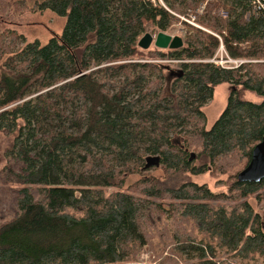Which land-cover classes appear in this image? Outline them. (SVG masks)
Instances as JSON below:
<instances>
[{"label": "trees", "instance_id": "obj_1", "mask_svg": "<svg viewBox=\"0 0 264 264\" xmlns=\"http://www.w3.org/2000/svg\"><path fill=\"white\" fill-rule=\"evenodd\" d=\"M203 1L163 0L169 13L144 0H0V19L11 7L64 20L44 45L0 34L3 179L15 202L0 264H135L144 247L155 264H264L247 202L264 205V179H235L264 136V0H209L192 12L203 30L181 23L180 48L137 47ZM219 44L248 62H205ZM170 60L182 74L167 81ZM221 84L226 104L206 128L202 107ZM146 157L158 167L143 168ZM205 174L224 177L225 191L192 181Z\"/></svg>", "mask_w": 264, "mask_h": 264}, {"label": "rangeland", "instance_id": "obj_2", "mask_svg": "<svg viewBox=\"0 0 264 264\" xmlns=\"http://www.w3.org/2000/svg\"><path fill=\"white\" fill-rule=\"evenodd\" d=\"M7 1L10 5L15 2H20V3L22 2L30 6L33 2H40L41 0H7ZM150 1L156 2V0H150ZM207 1L209 0H204L203 2H200V3H203L205 7V3ZM199 4L193 10H189V9H186V11L184 10L185 14H181V15L174 14V17L178 21L176 23H173L170 26V28L164 33L170 36H178L182 38L183 36L187 34V29L184 26H182L181 23H184L185 25L195 28L185 23L184 19H188L190 18V16H193L192 12L195 10V13H196V10ZM162 5L165 6V4L163 3ZM158 6L160 5L158 4ZM203 10H202V13H203ZM202 13L197 14V15H202ZM194 21L197 27L198 26L201 27V25L196 21L195 17H194ZM63 23H64L63 18L57 17L49 11H44L41 13L23 12V13L17 14L13 12L11 7H9L8 11L0 19V34L3 31H14L16 34L21 35L24 38V41L21 47H23L24 44L30 43L32 41H38L39 44L44 45L53 35L58 36L60 34ZM199 30H203V29H199ZM212 35L216 36L214 34ZM134 60L138 61V59H134ZM241 60L247 61L244 59H241ZM140 62H149V61L140 60ZM160 62H163V63L165 62V64H167L168 67L171 69H176L175 65L178 64V61H171V62L160 61ZM228 93H229L228 85L221 84L219 86H216L214 88L212 98L202 107V112L205 116V127L206 128L211 127V125L214 123V121L217 119L219 114L224 109ZM243 98L246 101H249L252 103H259L261 101V98L259 96L251 92H244ZM9 144H10V138L0 136V224L8 221L10 217L13 215V212L15 210L14 190H13L14 186L8 185L9 182H6V180L3 179L4 178L3 171H5L4 166L6 167L7 164H10V163L7 162L2 157V154L4 150L7 149ZM150 173L157 175V172H154V171H150ZM137 179H138L137 175H131L130 177L127 178L125 183L127 185L130 182L135 181ZM223 180H224V177H210L207 174L200 175L197 177H192V181L194 183L198 185H205L211 192H224L225 187L223 185ZM247 202L249 206L259 215L260 219L262 220L264 218V205L261 203L255 202L251 198L248 199ZM135 264H155L154 254L151 253L148 250V248H145V247L142 248L139 251V254L137 255L135 259ZM177 264H188V263H183L177 259ZM226 264H261V263L259 259H256L253 263L239 262V261L230 259L227 261Z\"/></svg>", "mask_w": 264, "mask_h": 264}, {"label": "water", "instance_id": "obj_3", "mask_svg": "<svg viewBox=\"0 0 264 264\" xmlns=\"http://www.w3.org/2000/svg\"><path fill=\"white\" fill-rule=\"evenodd\" d=\"M150 46L158 50H175L182 46L181 38L178 36H169L165 33H156L150 35L148 33L143 34L137 41V47L141 50H146ZM167 71V81L170 78H179L182 74L179 69H171L168 66L165 67ZM193 155L190 154V158ZM158 167L157 157H146L144 159L143 168ZM238 183H258L264 179V136L251 149L250 158L246 166L236 174L235 177ZM264 230V227H263Z\"/></svg>", "mask_w": 264, "mask_h": 264}, {"label": "built area", "instance_id": "obj_4", "mask_svg": "<svg viewBox=\"0 0 264 264\" xmlns=\"http://www.w3.org/2000/svg\"><path fill=\"white\" fill-rule=\"evenodd\" d=\"M144 1H148L153 6L159 4L167 12H169V10H167V8L162 5V3L164 4V2L162 0H156V2L158 4L155 1L154 2H152L150 0H144ZM203 9H204V4L203 3H200L199 6H198V8H197V10H196V13L197 14L202 13V10ZM184 22L187 23V24H189V25H191V26H193V27H195V28L202 29L201 27H199V26L197 27L195 25V21H194V17L193 16H190V18H188V19H184ZM171 37H173V36H171ZM168 62H171V61H168ZM205 62L212 63V64H214V65H216V66H218L220 68H223V69H235L238 66H240L241 64L246 63L248 61H242L241 59H232V58H229L226 55V53H225L222 45L219 44L216 52L214 53V55L210 59L205 60Z\"/></svg>", "mask_w": 264, "mask_h": 264}, {"label": "flooded vegetation", "instance_id": "obj_5", "mask_svg": "<svg viewBox=\"0 0 264 264\" xmlns=\"http://www.w3.org/2000/svg\"><path fill=\"white\" fill-rule=\"evenodd\" d=\"M168 78V77H167ZM171 79V78H170ZM260 182V181H259ZM251 199H253L254 201H255V199L254 198H251ZM256 202V201H255ZM251 208V207H250ZM252 209V208H251ZM253 210V209H252ZM253 212L255 213V214H257L254 210H253ZM257 216L259 217V215L257 214ZM259 219H260V217H259ZM260 226H261V228H262V230H263V227H264V218L261 220L260 219ZM263 232H264V230H263Z\"/></svg>", "mask_w": 264, "mask_h": 264}]
</instances>
